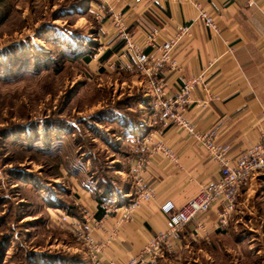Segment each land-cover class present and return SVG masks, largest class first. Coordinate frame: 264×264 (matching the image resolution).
<instances>
[{
	"label": "rangeland",
	"instance_id": "1",
	"mask_svg": "<svg viewBox=\"0 0 264 264\" xmlns=\"http://www.w3.org/2000/svg\"><path fill=\"white\" fill-rule=\"evenodd\" d=\"M90 4L0 0V248L7 249L1 264H82L79 255H88L49 210L60 195L71 199V172L85 178L91 154L107 162L121 156L110 138L121 134L117 122L124 117L113 108L131 109L142 92L130 76L77 56L99 30ZM156 262L264 264V195L236 207L209 244L198 239L192 249L163 250Z\"/></svg>",
	"mask_w": 264,
	"mask_h": 264
},
{
	"label": "crops",
	"instance_id": "2",
	"mask_svg": "<svg viewBox=\"0 0 264 264\" xmlns=\"http://www.w3.org/2000/svg\"><path fill=\"white\" fill-rule=\"evenodd\" d=\"M195 1L209 11L216 21L217 30L207 27L199 19L197 8L189 1L176 3L158 0L151 4L146 1L119 0L115 5L129 25L134 40L142 44H145V37L156 27L162 28V39H169L179 27L190 25V32L180 38L173 50L175 64L165 65L159 75L164 77L167 97L172 99L179 94L180 87L188 79L205 72L207 85L217 99L209 101L204 108L197 104L205 96L202 87L198 86L190 94L191 102L185 106L182 114L192 122L193 131L161 117L162 107L143 76L121 74L109 65L120 62L119 55L125 41L117 36L107 13H103L101 18L97 17L100 26L94 39L98 45L90 63H94L100 70L110 68L121 75L130 76L138 91H142L139 107L131 108L140 113V123L133 125L128 122V135L115 133V139L110 138L121 156L108 157V164L111 160L116 163V169L109 171L117 174L112 180L114 188L109 192L103 191V196L109 202L100 205L98 198L94 196L93 185L96 181H90L79 173H75L72 178L73 188L69 190L70 200L79 208L80 215L67 213L80 219L88 214L99 222L92 237L103 243L101 258L104 264H132L134 257H138L134 264H157L149 258H143L141 249L159 230L166 228L165 216L161 211L162 202L171 199L177 206L183 207L202 187L216 181L221 175L218 162L205 148L199 134L215 131L220 144L230 145V164H234L250 144L262 137L264 0H256L255 4H249L248 0ZM145 49L151 52V48L146 45ZM130 61L133 62L132 59ZM148 137L153 139L150 144L146 140ZM157 143H163L174 152L177 160L171 161L161 151L151 157L145 176L153 188L154 198L144 202L130 219L122 220L120 208L107 213L105 204L112 207L125 206L136 196L133 171L136 161ZM87 162L90 163L88 160ZM86 171L89 173L88 169ZM260 193L264 195V176L254 179L249 188L240 192L236 207L246 204ZM59 199L58 203L68 201L64 197ZM55 208L53 211L49 210L52 220L58 219L63 209ZM222 208L223 205L217 202L207 213L194 217L180 231L174 251L192 249L198 239L209 244L212 239L222 235L223 225L218 218ZM199 223L203 225V229L197 232ZM239 242L237 247L241 248L242 244ZM248 250L257 255L260 252L257 250L255 253L251 246ZM79 256V262L91 264L89 255Z\"/></svg>",
	"mask_w": 264,
	"mask_h": 264
},
{
	"label": "built area",
	"instance_id": "3",
	"mask_svg": "<svg viewBox=\"0 0 264 264\" xmlns=\"http://www.w3.org/2000/svg\"><path fill=\"white\" fill-rule=\"evenodd\" d=\"M119 0H97L91 1L90 8L94 11L98 18L103 13L109 15V23L113 26L117 36L125 41V45L121 51L120 62L109 63L111 67L121 74L141 75L147 80L149 88L153 90L154 97H157L159 105H161V117H166L169 121L175 123L190 131L194 130L192 122L183 117L182 111L185 106L191 102L190 94L198 87H202L205 96L197 101L199 106L205 108L211 100L217 99L211 88L207 85V77L205 72L188 79L180 88L179 94L172 99L167 97L166 81L164 77L159 75V71L167 64H175L173 58V50L178 45L180 38L190 32V25L181 26L177 29L176 34L169 39H162V28H154L145 37V44L136 40L131 33L129 25L119 13L115 5ZM146 1L155 3L158 0H135V2ZM176 3L192 2L197 8L198 17L204 21L207 27L217 30V24L214 18L204 5L195 0H171ZM256 0H248L249 4H255ZM145 45L151 48V52H147ZM130 59L133 60L131 63ZM262 137L250 144L243 154L239 156L234 164L228 161L230 145L220 144L215 136V131L199 134L208 152L218 162L221 170L220 177L213 182L207 183L201 188L198 194L191 197L183 207L177 206L173 200L167 199L161 204V211L165 216L166 228L159 230L153 238L143 245L141 256L149 258L151 262H156L157 258L162 255L163 250L173 252L176 241L180 238V231L186 227L193 218L199 214L207 213L212 206L220 202L223 205L219 213V221L225 225L231 213L236 210L237 197L240 192L251 186V182L259 177L264 176V130ZM147 143H152L153 139L148 137ZM161 151L166 158L176 161V154L168 149L163 143H157L153 148H149L136 161L134 168V184L137 188L136 196L130 200L125 206H116L105 204V210L117 211L122 209V220L130 219L133 213L140 209L144 202L154 198L153 188L145 176V170L151 162L154 153ZM115 208V209H114ZM58 225L70 230L76 238L84 242L87 247V253L91 264H104L101 258L103 243L92 237L94 228L99 222L91 215H83V217L75 218L67 212H60L59 218L54 220ZM199 232L203 229L201 223L198 224ZM138 257H134L132 264L136 263Z\"/></svg>",
	"mask_w": 264,
	"mask_h": 264
},
{
	"label": "trees",
	"instance_id": "4",
	"mask_svg": "<svg viewBox=\"0 0 264 264\" xmlns=\"http://www.w3.org/2000/svg\"><path fill=\"white\" fill-rule=\"evenodd\" d=\"M97 45H98V43L95 40H92L89 42L90 48H87L86 45L82 44V46H79L78 50L76 51V54L78 53L77 56L81 57L85 63H88L93 59L92 57H93L94 53L96 52ZM137 96L139 99H137L134 102V104L132 105V107H134V108L139 107L138 104H139V100H140V95H137ZM113 109H115V112H117L118 114H121L122 117H124L123 124H122V126H120V129H121L120 135L121 136L129 134V131L127 129V123L128 122H131L133 125H138L140 123L141 118H140L139 112H136L132 109H126L125 107H123V108L121 107V109H117V108H113ZM113 109H111V110H113ZM115 112H113V113H115ZM102 159H103V161L98 159L97 156H93L91 154L90 158L87 159L88 161L91 162V166L89 169V173H91V175L88 173V175L86 177L90 181H93V180L96 181L95 185H93L94 186V188H93L94 189V196L96 198H98L99 204L103 206L104 203L109 202L107 200V198L103 196V191L109 192V190H112L114 188L112 180H113V177L116 178L117 175H115L113 172L109 171L110 170L109 167H107L105 165V164H107L106 158H105V160H104V158H102ZM77 171H78V169L74 170L71 173L75 174ZM60 197H61V195H60ZM53 204L55 207H62L64 210H66L70 214L80 215L79 208L77 206H74V204L70 200L66 201V203H64V204L61 201H60V203L54 201ZM6 250H7L6 246H2L0 248V264L5 260Z\"/></svg>",
	"mask_w": 264,
	"mask_h": 264
}]
</instances>
